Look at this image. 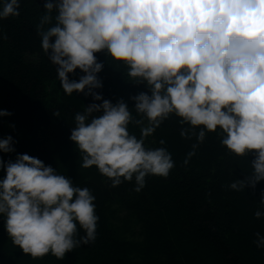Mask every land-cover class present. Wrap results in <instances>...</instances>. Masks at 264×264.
<instances>
[{
    "label": "clouds",
    "instance_id": "9594fccd",
    "mask_svg": "<svg viewBox=\"0 0 264 264\" xmlns=\"http://www.w3.org/2000/svg\"><path fill=\"white\" fill-rule=\"evenodd\" d=\"M20 7V0H3L0 19L18 17ZM44 8L37 31L62 89L102 101L74 116L70 140L83 168L95 166L112 187L134 179L136 193L150 175L167 178L175 166L171 153L146 148L145 139L174 114L189 126L181 137L194 135L202 143L216 133L231 154L254 155L252 174L232 182L231 190L264 181V0H46ZM102 51L150 89L151 95L130 97L140 119L122 99L113 104L94 91L103 87L97 74L104 65L95 55ZM77 69L84 75L70 80ZM11 115L0 109V116ZM130 123L140 126L139 138L129 132ZM14 144L11 136L0 139V151L14 152ZM0 167L6 172L0 214L12 244L25 255L63 259L95 241L99 216L87 187L74 186L28 154L14 162L0 159ZM256 236L264 248V236Z\"/></svg>",
    "mask_w": 264,
    "mask_h": 264
},
{
    "label": "trees",
    "instance_id": "16d2710c",
    "mask_svg": "<svg viewBox=\"0 0 264 264\" xmlns=\"http://www.w3.org/2000/svg\"><path fill=\"white\" fill-rule=\"evenodd\" d=\"M45 2L20 0L18 17L0 19V109L12 113L0 116V139L11 136L15 141V151H0V159L14 162L18 154H28L70 178L74 186L87 187L95 196L97 236L63 259L50 253L32 258L12 244L0 214V264H264V248L255 243L256 233L264 236V216H254L257 210L264 211L260 203L264 181L254 189L231 190L232 182L252 174L254 155L231 154L216 133H207L202 143L194 135L183 138L180 131L189 126L170 115L145 139V147L166 148L175 166L167 178L146 177L139 193L133 191L134 179L112 187L95 166H81L82 154L70 140L74 116L102 101L80 92L67 95L62 89L37 31ZM95 55L104 67L97 74L103 87L94 91L113 104L122 99L140 119L130 97L151 95L146 83L129 78L127 67L106 51ZM82 75L77 69L69 79L78 81ZM128 130L137 138L141 135L134 123ZM5 175L0 167V180ZM119 210L136 223L140 240L128 239L114 224L120 220ZM78 235H84L83 230Z\"/></svg>",
    "mask_w": 264,
    "mask_h": 264
},
{
    "label": "rangeland",
    "instance_id": "374dc122",
    "mask_svg": "<svg viewBox=\"0 0 264 264\" xmlns=\"http://www.w3.org/2000/svg\"><path fill=\"white\" fill-rule=\"evenodd\" d=\"M117 217L120 218V220H116L117 226H119L122 229V233L124 236H127L130 240H140V234L139 229L136 223L127 216L125 211H117Z\"/></svg>",
    "mask_w": 264,
    "mask_h": 264
}]
</instances>
